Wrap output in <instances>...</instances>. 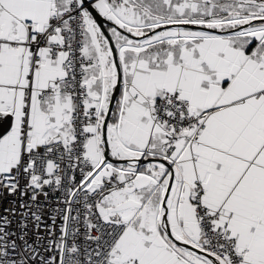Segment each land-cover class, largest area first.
<instances>
[{
  "label": "snow or ice",
  "instance_id": "snow-or-ice-1",
  "mask_svg": "<svg viewBox=\"0 0 264 264\" xmlns=\"http://www.w3.org/2000/svg\"><path fill=\"white\" fill-rule=\"evenodd\" d=\"M0 264H264V0H0Z\"/></svg>",
  "mask_w": 264,
  "mask_h": 264
}]
</instances>
